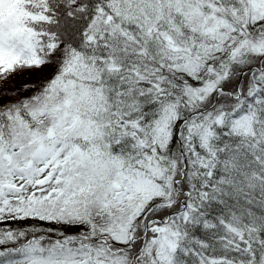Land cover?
I'll use <instances>...</instances> for the list:
<instances>
[{"label":"snow or ice","instance_id":"snow-or-ice-1","mask_svg":"<svg viewBox=\"0 0 264 264\" xmlns=\"http://www.w3.org/2000/svg\"><path fill=\"white\" fill-rule=\"evenodd\" d=\"M0 264H264V0H0Z\"/></svg>","mask_w":264,"mask_h":264}]
</instances>
